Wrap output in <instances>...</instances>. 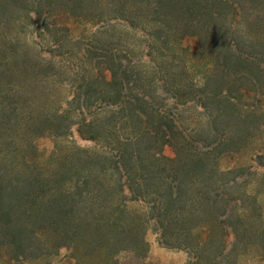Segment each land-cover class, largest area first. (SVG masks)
I'll list each match as a JSON object with an SVG mask.
<instances>
[{"label":"trees","instance_id":"obj_1","mask_svg":"<svg viewBox=\"0 0 264 264\" xmlns=\"http://www.w3.org/2000/svg\"><path fill=\"white\" fill-rule=\"evenodd\" d=\"M261 116L264 0H0V263L264 257V173L223 166Z\"/></svg>","mask_w":264,"mask_h":264},{"label":"rangeland","instance_id":"obj_2","mask_svg":"<svg viewBox=\"0 0 264 264\" xmlns=\"http://www.w3.org/2000/svg\"><path fill=\"white\" fill-rule=\"evenodd\" d=\"M177 116L180 117L181 124L187 128H193L195 126H201L202 119H200V111L191 106L180 108L177 112ZM248 129L253 136V143L243 152L234 154L231 157L223 160L224 167H232L235 165H242L250 167L251 171L257 170L258 173H264V168H256V154L264 155V116L257 117L252 121L248 122ZM64 143L75 144L81 148L91 147V143L88 141L81 140L75 132H72L67 141L60 142L53 137H43L37 141L38 153L41 158H48L51 152L54 150L56 145ZM264 161V159H263ZM254 168V170H253ZM145 240L148 244V254L146 258L138 260L135 257L122 254L120 256L121 264H189V258L187 253L161 247L157 243V236L152 230H148L145 234ZM67 251L62 249L59 252V258H64ZM0 264H37L36 262L30 261H14L10 263ZM238 264H264V257L260 256L259 251L252 250L247 254L240 256Z\"/></svg>","mask_w":264,"mask_h":264}]
</instances>
